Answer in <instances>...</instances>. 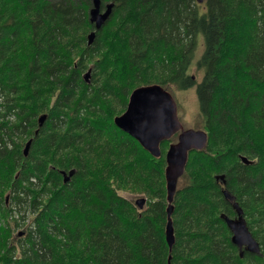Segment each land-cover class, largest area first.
<instances>
[{
    "label": "trees",
    "instance_id": "obj_1",
    "mask_svg": "<svg viewBox=\"0 0 264 264\" xmlns=\"http://www.w3.org/2000/svg\"><path fill=\"white\" fill-rule=\"evenodd\" d=\"M91 2L0 0V264H264V0H101L114 8L88 45ZM154 84L195 85L208 137L174 195L171 252L168 142L153 158L113 123ZM224 190L260 254L231 243Z\"/></svg>",
    "mask_w": 264,
    "mask_h": 264
},
{
    "label": "water",
    "instance_id": "obj_2",
    "mask_svg": "<svg viewBox=\"0 0 264 264\" xmlns=\"http://www.w3.org/2000/svg\"><path fill=\"white\" fill-rule=\"evenodd\" d=\"M196 2L202 3L203 0H196ZM113 8V2L103 6L101 0H92L88 11V20L93 30L87 37L88 45L92 44L95 33L105 25ZM89 73L90 71L86 72L85 81L88 80ZM44 120L45 115L39 117L40 126ZM113 122L117 128L136 140L153 158L160 157V145L163 142L178 134L177 142L170 144L165 154L166 167L164 170L167 202V221L164 233L168 250L171 252L174 245V230L171 221L172 203L177 184L185 171L189 152L204 149L207 143V134L202 130L183 129L177 116V106L173 97L158 84L134 89L129 95L125 111L120 116L115 117ZM30 143L31 140L25 144L24 156H27ZM241 160L244 164L251 163L244 157ZM219 179L223 180L224 175H221ZM223 196L229 202L234 201V197L226 191H223ZM144 203V199L135 201V205L139 209L143 208ZM233 208L236 212L235 218H229L224 214L220 215L231 233V243L238 248L240 257L243 256L244 252L260 254L259 244L247 227L242 209L236 202L233 204Z\"/></svg>",
    "mask_w": 264,
    "mask_h": 264
},
{
    "label": "rangeland",
    "instance_id": "obj_3",
    "mask_svg": "<svg viewBox=\"0 0 264 264\" xmlns=\"http://www.w3.org/2000/svg\"><path fill=\"white\" fill-rule=\"evenodd\" d=\"M206 1L207 0H205V2ZM205 2L198 4L200 5L199 9L201 12L205 11L206 8ZM204 49H205V45L203 38L199 37L197 40L194 58L188 70V75L194 77L196 83H199L204 76V70L199 68L197 65L198 62L197 60L200 59L201 55L204 52ZM166 89L172 95V97L177 103V114L183 129L192 128V129L203 130V119L200 115V107H199V101H198L195 85L185 90H181L175 85L173 86L168 85V88ZM176 140H177V136L172 138L170 140V143H175ZM121 195L125 198L133 199L134 201L135 199L142 198V196L132 195L129 193H121ZM19 231H22V227L21 229H19Z\"/></svg>",
    "mask_w": 264,
    "mask_h": 264
}]
</instances>
